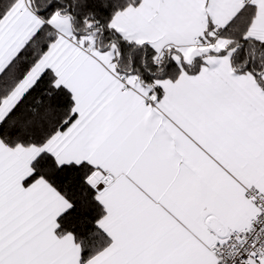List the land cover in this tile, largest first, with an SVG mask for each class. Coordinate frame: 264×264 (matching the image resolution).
<instances>
[{"label": "snow or ice", "instance_id": "snow-or-ice-1", "mask_svg": "<svg viewBox=\"0 0 264 264\" xmlns=\"http://www.w3.org/2000/svg\"><path fill=\"white\" fill-rule=\"evenodd\" d=\"M0 264H264V0H0Z\"/></svg>", "mask_w": 264, "mask_h": 264}]
</instances>
